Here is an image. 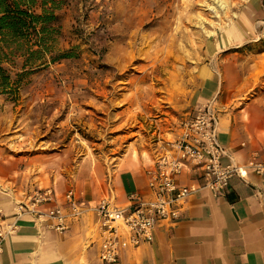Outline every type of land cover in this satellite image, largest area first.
Instances as JSON below:
<instances>
[{"label": "rangeland", "instance_id": "1", "mask_svg": "<svg viewBox=\"0 0 264 264\" xmlns=\"http://www.w3.org/2000/svg\"><path fill=\"white\" fill-rule=\"evenodd\" d=\"M58 1L55 51L73 57L0 96L1 175L23 170L33 185L99 199L127 160L148 167L176 138L203 45L226 33L240 37L226 53L243 73L230 109L264 125V0ZM21 62L6 66L13 80Z\"/></svg>", "mask_w": 264, "mask_h": 264}, {"label": "crops", "instance_id": "2", "mask_svg": "<svg viewBox=\"0 0 264 264\" xmlns=\"http://www.w3.org/2000/svg\"><path fill=\"white\" fill-rule=\"evenodd\" d=\"M226 34L221 40L211 37L205 41L202 61L195 71L196 87L177 105L178 127L182 118L215 102L217 139L226 149L220 164L242 166L246 176H232L224 195L216 197L200 188L203 182L196 171H184L178 187L195 185L200 189L189 197L175 222L155 225L151 243L125 250L118 264H264V171L257 174L250 166L253 159L264 158V125L253 115L245 118L240 111L230 109L231 96L241 90L243 73L240 56L226 53L241 44L240 37ZM127 164L131 168L121 171L112 185L109 179L99 199L109 198L127 206L133 194L148 198L147 170L152 162L148 167L143 164L135 168L131 158ZM38 184L29 182L23 170L0 174V209L5 223L14 222L16 226L1 245L0 264H101L98 247L92 243L94 216L88 209L99 199L77 195L86 210L67 231L58 234L47 223L34 222L30 215L16 216L17 203L26 201L36 190L54 191V201L41 209L64 204L67 189L55 180Z\"/></svg>", "mask_w": 264, "mask_h": 264}, {"label": "built area", "instance_id": "3", "mask_svg": "<svg viewBox=\"0 0 264 264\" xmlns=\"http://www.w3.org/2000/svg\"><path fill=\"white\" fill-rule=\"evenodd\" d=\"M179 133L155 154L147 170L148 198L131 195L127 206H119L109 198H101L88 206L94 216V240L101 264H118L121 254L128 249L150 244L155 225L175 222L189 197L200 188L214 196H223L232 176L245 178L244 167L231 163L222 166L220 160L226 149L218 142V111L210 101L192 116L182 118ZM255 157V156H254ZM257 174L264 171V158L251 161ZM196 171L202 185L178 187V180L186 170ZM54 191L36 190L26 201L18 202L16 216L30 215L38 224L47 223L58 234L67 231L85 212L77 193L69 188L64 204L43 210L41 206L54 201ZM15 223L6 224L0 209V251L8 236L14 233Z\"/></svg>", "mask_w": 264, "mask_h": 264}, {"label": "trees", "instance_id": "4", "mask_svg": "<svg viewBox=\"0 0 264 264\" xmlns=\"http://www.w3.org/2000/svg\"><path fill=\"white\" fill-rule=\"evenodd\" d=\"M58 0H0V96L16 97L27 75L73 56L55 51L60 34ZM21 60L13 80L6 68Z\"/></svg>", "mask_w": 264, "mask_h": 264}, {"label": "bare ground", "instance_id": "5", "mask_svg": "<svg viewBox=\"0 0 264 264\" xmlns=\"http://www.w3.org/2000/svg\"><path fill=\"white\" fill-rule=\"evenodd\" d=\"M222 6H223V5H220V4H219L218 7H217V9H221V10H222L223 8H225V7H222ZM212 9H213V8H212Z\"/></svg>", "mask_w": 264, "mask_h": 264}]
</instances>
